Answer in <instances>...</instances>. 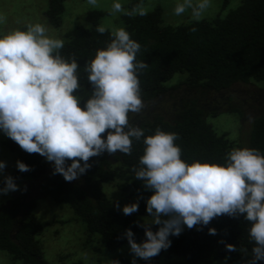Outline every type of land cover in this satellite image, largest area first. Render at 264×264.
<instances>
[{"label":"trees","instance_id":"trees-1","mask_svg":"<svg viewBox=\"0 0 264 264\" xmlns=\"http://www.w3.org/2000/svg\"><path fill=\"white\" fill-rule=\"evenodd\" d=\"M65 1L49 0L46 15L54 26L62 23ZM229 1L224 0L223 7ZM137 3L139 0H131L127 9ZM164 12L163 5L158 4L143 16L121 14L124 28L141 44L137 59L148 64L139 75L144 107L139 113H129L130 123L142 127L145 136L154 134L157 128L178 133L176 143L188 162L223 163L226 154L237 147L264 152V0H241L225 14L220 10L210 19L180 24L167 21ZM105 14L107 11L91 10L85 24L65 34L61 54L78 60L82 105L92 91L84 66L112 38L109 28L104 34L96 31ZM193 27L196 31L191 30ZM238 84L250 87L246 107L244 100L237 99ZM222 106L228 108L222 112H234L241 118L237 137H230L226 130L219 132L211 122L222 113L217 110ZM247 107L253 113H247ZM249 119L246 129L244 122ZM5 144L31 170H13L19 189L0 206V250L9 253L15 263L53 264L46 258L41 238L49 223L41 222L34 213L37 199L49 198L62 209L70 207L75 217L84 222L85 247L111 255L101 259L100 264H111L112 259L131 264L132 257L123 253L129 248L124 233L131 228L137 242H141L145 239L144 222H151L146 200L152 193L145 190L132 171L143 154V138H133L131 155L105 151L90 157L92 167L73 181H66L61 174L53 175L52 164L40 154L24 151L10 138ZM107 183L111 187L105 191ZM33 187L39 198L29 196ZM112 190L121 200L111 196ZM137 201V212L123 214L125 204ZM197 227L185 226L179 236L170 237L168 249L148 261L137 258V264H225V257L226 264H246L253 243L248 235L250 223L243 215H221L202 230ZM210 227L217 229L216 235L209 234ZM158 228L152 225L153 231ZM221 240L225 243H219ZM226 243L236 245L237 250L228 251ZM70 264L92 263L78 259ZM256 264H264V260Z\"/></svg>","mask_w":264,"mask_h":264},{"label":"clouds","instance_id":"clouds-1","mask_svg":"<svg viewBox=\"0 0 264 264\" xmlns=\"http://www.w3.org/2000/svg\"><path fill=\"white\" fill-rule=\"evenodd\" d=\"M97 5L98 0H87ZM212 0H176L174 14L191 10L199 21ZM111 11L125 15H146L144 0L125 9L121 0H112ZM4 16L0 15V23ZM196 31L195 27L191 29ZM96 31H109L103 24ZM111 40L96 50L84 71L92 91L81 104L78 69L73 56L61 54L65 41L49 34L41 22H29L0 32V132L28 153H38L52 164L53 175L61 174L66 181L78 180L92 167L90 157L105 151L131 155L133 138H143V154L132 171L152 194L146 200V212L151 222H144L145 239L137 242L128 228L131 264L137 258L145 261L168 249L171 236L188 229L204 226L218 216L239 217L250 223L248 235L253 243L246 264L264 260V152L256 148H233L224 162L182 158L176 143L179 135L159 128L145 136V130L129 121V113H139L144 107L141 98L140 73L148 67L138 60L141 44L124 28H114ZM106 135H102L105 134ZM7 162L0 160V174ZM21 172L30 166L17 160ZM19 189L12 175L3 176L0 194ZM116 207L120 205L117 202ZM139 201L125 204L122 212H137ZM152 225H159L153 231ZM210 235L217 229L210 227ZM219 243H225L223 240ZM228 251L237 246L226 243ZM247 252V249L244 250ZM228 257H225V264ZM111 264H121L119 259Z\"/></svg>","mask_w":264,"mask_h":264},{"label":"rangeland","instance_id":"rangeland-1","mask_svg":"<svg viewBox=\"0 0 264 264\" xmlns=\"http://www.w3.org/2000/svg\"><path fill=\"white\" fill-rule=\"evenodd\" d=\"M130 1L131 0H121L125 9H127ZM240 2L241 0H230L228 5L223 7L224 0H212L210 7L203 13L201 18L210 19L216 16L220 10L225 14L231 8L238 6ZM175 3L176 0H144V7L146 10H151L156 5L162 4L165 8L164 17L167 21L174 22L175 24L193 20L191 17V10H187L179 16L175 15L173 11ZM111 5L112 0H98L95 6L88 4L87 0H66L65 10L62 13V23L60 26H54L49 22L46 15V10L49 7V0H0V15L4 16V22L0 23V32H6L16 27H23L29 22H41L48 28L50 35L60 37L66 41V32L80 24H85L87 13L95 9L107 11V14H105L100 21V24H103L106 28L112 30L114 28L124 27L121 18L122 12L113 13L111 11ZM237 88L240 93V95L236 93L237 99L241 101L244 100L246 107V104L250 103L247 102L250 97L248 94V89H250V87L247 84H238ZM81 96L83 97V94H81ZM248 107L247 113H253V110ZM217 110L222 112L228 110V108L222 106ZM211 122L219 132L223 130L229 131V136L232 138L239 135L241 118L237 113L229 111L222 112L217 115V117L212 118ZM250 123V119L246 120L244 122V127L247 129ZM7 139L8 137L0 132V160L7 162L5 172L0 174V187L3 186V176L12 175L13 170L16 168L17 160H20L18 154L11 151L6 146L5 142ZM109 187H111L110 183L104 184L105 191H108ZM33 189L34 187L30 191L29 196L39 198V194ZM14 192L15 191H11L7 195L0 194V206L13 197ZM111 196L118 200L121 198L114 190H112ZM36 203L37 205L34 213L41 222L49 223L42 232L41 238L43 247L47 251L46 258L53 264H70L78 259H83L85 262H91L92 264H100L103 259H107L111 256L108 253L106 254V252L95 253L91 247L84 246L87 238V234L84 232V222L75 217L70 207L62 209L49 198L37 199ZM124 251L123 253L129 258L133 256L129 248ZM0 264L22 263H15L9 253L0 250Z\"/></svg>","mask_w":264,"mask_h":264}]
</instances>
